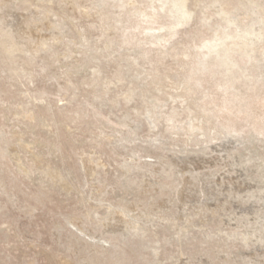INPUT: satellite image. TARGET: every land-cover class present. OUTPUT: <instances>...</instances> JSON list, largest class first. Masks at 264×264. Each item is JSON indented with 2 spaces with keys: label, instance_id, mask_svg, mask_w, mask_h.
I'll list each match as a JSON object with an SVG mask.
<instances>
[{
  "label": "rangeland",
  "instance_id": "1",
  "mask_svg": "<svg viewBox=\"0 0 264 264\" xmlns=\"http://www.w3.org/2000/svg\"><path fill=\"white\" fill-rule=\"evenodd\" d=\"M0 264H264V0H0Z\"/></svg>",
  "mask_w": 264,
  "mask_h": 264
}]
</instances>
